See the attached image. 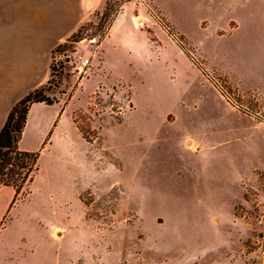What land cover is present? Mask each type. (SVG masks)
<instances>
[{
    "label": "rangeland",
    "instance_id": "374dc122",
    "mask_svg": "<svg viewBox=\"0 0 264 264\" xmlns=\"http://www.w3.org/2000/svg\"><path fill=\"white\" fill-rule=\"evenodd\" d=\"M55 2L0 0V99L28 70L34 104L90 142L74 122L71 148L43 142L34 109L39 171L0 219V264H264V0H102L43 63L56 32L33 12ZM116 18L151 53L104 70Z\"/></svg>",
    "mask_w": 264,
    "mask_h": 264
},
{
    "label": "crops",
    "instance_id": "0c3cea01",
    "mask_svg": "<svg viewBox=\"0 0 264 264\" xmlns=\"http://www.w3.org/2000/svg\"><path fill=\"white\" fill-rule=\"evenodd\" d=\"M56 2L52 6V9H44L43 11L33 12L34 14H44L51 16L49 19L51 20L50 24L51 26L49 29H52L55 31V38L54 41L51 43H47L46 50L44 52V59L42 60L43 63L44 60L48 62V54L54 49V47L60 45L61 43L66 42L70 36L78 29L81 23L85 20L86 16L96 9L99 8V6L102 3V0H55ZM230 22L234 21L232 19H229ZM228 22V24L230 23ZM237 24V30L239 28L238 22L234 21ZM226 25V27L228 26ZM114 26V36L110 33V36H107L104 41L101 43L100 48L101 55H102V67L104 70H107L108 62L106 60V55L108 51L112 53L116 52H124L128 55H132L134 60L140 59L142 56V53H145L148 55V53H151V50L148 49V46L143 47L142 45H139L137 40L135 39V36L132 34L130 30H128L127 27L119 26V19L116 18L112 24V27ZM48 29V30H49ZM114 44L116 46H114ZM43 45L42 47H44ZM144 59V58H143ZM48 68V67H47ZM46 66H44L43 74L47 70ZM24 74H21L20 79L23 81H20L17 83V86L19 89H24L25 91L17 98L15 101L10 102L7 100V98L0 99V130L2 126L4 125L6 118L8 116L9 111L13 107V105L18 102L20 99H22L25 95H27L32 89L29 87H26L27 83L26 80L27 76L29 77V74L27 71ZM31 75V74H30ZM37 108L40 112L45 113V117L41 120H38L36 122V134H41L42 138L41 140L48 141L52 144L54 142H57L58 144H64L66 149L71 148L70 142L72 141V119L70 118V111L68 113L67 108L62 109V107L59 104H53V105H43V104H34L30 107L26 124L22 133V136L26 133V130L29 126V123L31 122L34 109ZM6 109V110H5ZM5 110V113L2 114V111ZM75 130L78 132L76 126L73 124ZM79 133V132H78ZM22 138V137H21ZM21 142V140H20ZM19 142V146H20ZM20 150H23V148L20 146ZM8 191L9 195L6 200L1 206V212H0V219L2 218V215L6 212L7 209H9L10 202L14 196V190L12 187L2 186L0 187V194L2 191Z\"/></svg>",
    "mask_w": 264,
    "mask_h": 264
},
{
    "label": "trees",
    "instance_id": "16d2710c",
    "mask_svg": "<svg viewBox=\"0 0 264 264\" xmlns=\"http://www.w3.org/2000/svg\"><path fill=\"white\" fill-rule=\"evenodd\" d=\"M111 10L104 9L100 28L103 27ZM75 42L74 34L64 43L57 46L72 45ZM42 89L33 91L16 103L8 113L6 121L0 130V187H12L14 196L13 204L21 195L26 187H29L34 181L39 171V151H22L19 149V142L26 124L27 114L30 106L34 103L45 102L42 96ZM77 130L86 142H90L77 126V121L73 120ZM46 144H44L45 146Z\"/></svg>",
    "mask_w": 264,
    "mask_h": 264
},
{
    "label": "built area",
    "instance_id": "2783aa9c",
    "mask_svg": "<svg viewBox=\"0 0 264 264\" xmlns=\"http://www.w3.org/2000/svg\"><path fill=\"white\" fill-rule=\"evenodd\" d=\"M90 58H85L84 60H81L79 62V65L77 66V71H78V75L81 76L82 74L84 75V73H86L85 70H88V68L90 67Z\"/></svg>",
    "mask_w": 264,
    "mask_h": 264
},
{
    "label": "bare ground",
    "instance_id": "6f19581e",
    "mask_svg": "<svg viewBox=\"0 0 264 264\" xmlns=\"http://www.w3.org/2000/svg\"><path fill=\"white\" fill-rule=\"evenodd\" d=\"M192 144L190 143V145L189 146H191Z\"/></svg>",
    "mask_w": 264,
    "mask_h": 264
}]
</instances>
